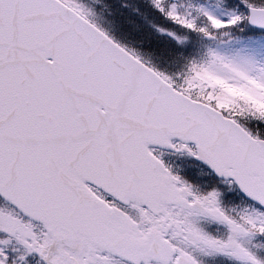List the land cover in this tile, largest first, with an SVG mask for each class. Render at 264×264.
<instances>
[{"label": "snow or ice", "instance_id": "obj_1", "mask_svg": "<svg viewBox=\"0 0 264 264\" xmlns=\"http://www.w3.org/2000/svg\"><path fill=\"white\" fill-rule=\"evenodd\" d=\"M146 4L0 0V264H264V0Z\"/></svg>", "mask_w": 264, "mask_h": 264}, {"label": "trees", "instance_id": "obj_2", "mask_svg": "<svg viewBox=\"0 0 264 264\" xmlns=\"http://www.w3.org/2000/svg\"><path fill=\"white\" fill-rule=\"evenodd\" d=\"M103 3L116 19L119 28L116 32L117 37L130 36L143 41L146 47H155L156 36L159 38L162 36L151 26L154 20L150 17L151 12L146 0H103ZM155 48H158L157 44Z\"/></svg>", "mask_w": 264, "mask_h": 264}, {"label": "rangeland", "instance_id": "obj_3", "mask_svg": "<svg viewBox=\"0 0 264 264\" xmlns=\"http://www.w3.org/2000/svg\"><path fill=\"white\" fill-rule=\"evenodd\" d=\"M150 17L154 20V17L152 16V14H151ZM154 36H156V35L154 34ZM156 39L157 40H156V43L154 44V46L156 47V44H157L158 48L163 47L164 46V43H165L164 38L163 37L159 38V37L156 36Z\"/></svg>", "mask_w": 264, "mask_h": 264}]
</instances>
